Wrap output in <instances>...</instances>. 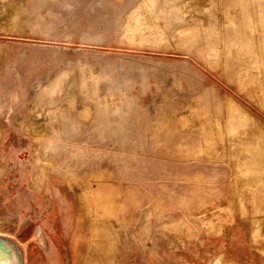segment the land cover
I'll return each mask as SVG.
<instances>
[{
	"label": "rangeland",
	"instance_id": "1",
	"mask_svg": "<svg viewBox=\"0 0 264 264\" xmlns=\"http://www.w3.org/2000/svg\"><path fill=\"white\" fill-rule=\"evenodd\" d=\"M5 264H264V0H0Z\"/></svg>",
	"mask_w": 264,
	"mask_h": 264
},
{
	"label": "water",
	"instance_id": "2",
	"mask_svg": "<svg viewBox=\"0 0 264 264\" xmlns=\"http://www.w3.org/2000/svg\"><path fill=\"white\" fill-rule=\"evenodd\" d=\"M11 256L16 258V256L14 255L13 245L8 239L0 236V264L7 263L10 258H13Z\"/></svg>",
	"mask_w": 264,
	"mask_h": 264
}]
</instances>
